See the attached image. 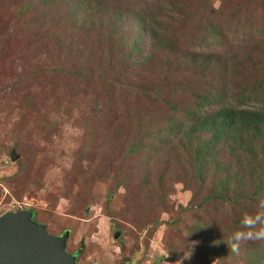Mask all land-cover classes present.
Segmentation results:
<instances>
[{"label": "rangeland", "instance_id": "1", "mask_svg": "<svg viewBox=\"0 0 264 264\" xmlns=\"http://www.w3.org/2000/svg\"><path fill=\"white\" fill-rule=\"evenodd\" d=\"M174 5L194 17L158 15ZM263 65L264 0H0V216L68 231L77 264H264V242H226L264 178L180 134L194 95H236ZM173 118L184 129L158 133Z\"/></svg>", "mask_w": 264, "mask_h": 264}, {"label": "trees", "instance_id": "2", "mask_svg": "<svg viewBox=\"0 0 264 264\" xmlns=\"http://www.w3.org/2000/svg\"><path fill=\"white\" fill-rule=\"evenodd\" d=\"M174 6L176 9H171V15L162 12L161 9V15L157 13L160 17H164L165 20L168 18L170 21H181L184 19L188 21V19L194 17L182 11L183 9L179 6ZM140 15L142 18L144 17V14ZM142 18H138L136 23L138 28L136 29L141 30L143 28L145 32H150V30L152 32L153 29L150 26V21H147L148 24L144 25L142 24ZM120 27H122V23L118 26V29ZM208 30L211 37L220 33L219 28L214 23L209 25ZM116 31L118 39L126 45V41H128L126 28L122 32ZM161 37L157 38L158 42L164 48L171 49L172 44L163 36ZM222 38L221 36L220 41L217 40L218 47L222 46ZM138 40L137 37L133 42H130L131 49L136 47ZM221 56L223 54H219L213 61L216 62L218 59H221ZM192 63H195V61ZM204 63L205 69H208L213 62L210 59H205ZM261 70L262 76L256 80L252 87L244 85L236 95H233L225 86L213 89L212 93L206 90V92L200 95H194V106L191 110L186 111L185 115V123L187 121L189 123L188 130L184 129V123L173 118V120L169 121L168 126L163 131H158V133L175 135L179 134L178 132L181 129H184L180 134L185 133L188 134L186 138L195 139L191 140L188 145L192 141L196 144L193 147V151L197 159L203 158L206 160L212 154L210 150L213 147L225 145L228 147L230 153L232 151L239 153L237 156L238 162L242 161L244 166L248 165L250 167L248 169L251 172H255L259 177L264 178V65L261 67ZM174 109L176 110V107ZM189 134L196 136L191 137ZM204 135L208 137L201 143L199 138L204 137ZM222 182L225 185L228 182V176ZM260 182L263 184L255 188L256 193L264 187V179H260ZM28 212L32 214V219H34L35 213L32 211ZM228 240L232 242V238L227 239V243ZM219 241L218 239L217 245ZM260 258L262 257L260 256Z\"/></svg>", "mask_w": 264, "mask_h": 264}, {"label": "water", "instance_id": "3", "mask_svg": "<svg viewBox=\"0 0 264 264\" xmlns=\"http://www.w3.org/2000/svg\"><path fill=\"white\" fill-rule=\"evenodd\" d=\"M17 158L12 151L11 161ZM68 239V231L48 234L28 211L7 212L0 216V264H77L76 254L66 251Z\"/></svg>", "mask_w": 264, "mask_h": 264}, {"label": "clouds", "instance_id": "4", "mask_svg": "<svg viewBox=\"0 0 264 264\" xmlns=\"http://www.w3.org/2000/svg\"><path fill=\"white\" fill-rule=\"evenodd\" d=\"M231 250L238 251L243 242H264V196L258 197L257 210L253 214L244 213L240 229L232 235Z\"/></svg>", "mask_w": 264, "mask_h": 264}, {"label": "flooded vegetation", "instance_id": "5", "mask_svg": "<svg viewBox=\"0 0 264 264\" xmlns=\"http://www.w3.org/2000/svg\"><path fill=\"white\" fill-rule=\"evenodd\" d=\"M48 233V232H47ZM49 234V233H48ZM66 251H67V249H66ZM68 252V251H67ZM69 253V252H68ZM71 254V253H70ZM74 254H76V253H74ZM76 262H77V256H76Z\"/></svg>", "mask_w": 264, "mask_h": 264}]
</instances>
